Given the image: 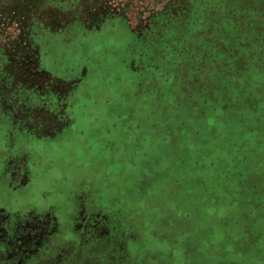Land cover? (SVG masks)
<instances>
[{"label": "rangeland", "instance_id": "1", "mask_svg": "<svg viewBox=\"0 0 264 264\" xmlns=\"http://www.w3.org/2000/svg\"><path fill=\"white\" fill-rule=\"evenodd\" d=\"M0 264H264V0H0Z\"/></svg>", "mask_w": 264, "mask_h": 264}, {"label": "crops", "instance_id": "2", "mask_svg": "<svg viewBox=\"0 0 264 264\" xmlns=\"http://www.w3.org/2000/svg\"><path fill=\"white\" fill-rule=\"evenodd\" d=\"M135 74H137L138 75V73H136V72H134ZM138 78V77H137ZM135 84H138V83H135ZM137 87H138V85H137ZM251 97L249 94H247V97ZM249 107H251V106H249ZM249 107H247V108H249Z\"/></svg>", "mask_w": 264, "mask_h": 264}]
</instances>
